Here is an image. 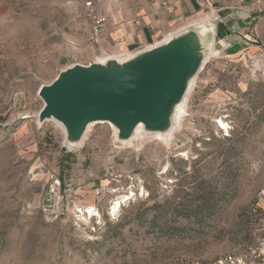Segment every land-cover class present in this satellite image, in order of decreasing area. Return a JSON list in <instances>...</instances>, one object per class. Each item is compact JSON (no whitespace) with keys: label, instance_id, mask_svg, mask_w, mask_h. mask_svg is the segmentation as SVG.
Masks as SVG:
<instances>
[{"label":"rangeland","instance_id":"rangeland-1","mask_svg":"<svg viewBox=\"0 0 264 264\" xmlns=\"http://www.w3.org/2000/svg\"><path fill=\"white\" fill-rule=\"evenodd\" d=\"M87 2L116 14L138 1L0 0V264H215L247 253L264 190V6L239 26L185 30L208 40L163 138L141 129L124 140L93 122L72 146L62 124L40 120L39 89L114 57L107 37L93 40Z\"/></svg>","mask_w":264,"mask_h":264},{"label":"water","instance_id":"water-1","mask_svg":"<svg viewBox=\"0 0 264 264\" xmlns=\"http://www.w3.org/2000/svg\"><path fill=\"white\" fill-rule=\"evenodd\" d=\"M199 28L176 34L169 43L123 64L112 57L106 64H77L62 71L39 89L45 103L40 120L61 123L69 141L80 139L93 122L113 124L124 140L140 123L161 130L203 64L208 37L199 46Z\"/></svg>","mask_w":264,"mask_h":264},{"label":"crops","instance_id":"crops-1","mask_svg":"<svg viewBox=\"0 0 264 264\" xmlns=\"http://www.w3.org/2000/svg\"><path fill=\"white\" fill-rule=\"evenodd\" d=\"M137 1L132 4L128 13H123V10L116 14L107 12L114 16L113 18L119 16L118 18L123 21L115 32L106 35L107 40L113 45L109 52L118 59L127 56L131 58L143 51L151 50L156 44H160L158 42L161 38L185 32L196 25L195 23L208 26V21L218 19L224 25L227 21H232L233 25L239 26L240 22L234 19L246 15L251 10L249 0H174L171 8L162 9L155 14L147 1ZM137 16L141 18V24L134 26L130 20ZM216 25H212L210 30ZM218 25L220 30L223 29L224 25ZM218 37L219 34L211 38L209 36L210 47L215 46ZM113 41H117V44Z\"/></svg>","mask_w":264,"mask_h":264},{"label":"built area","instance_id":"built-area-1","mask_svg":"<svg viewBox=\"0 0 264 264\" xmlns=\"http://www.w3.org/2000/svg\"><path fill=\"white\" fill-rule=\"evenodd\" d=\"M145 1H147L152 7L153 13L157 14L162 9L171 8L174 0ZM249 3V6L254 9L264 6V0H249ZM239 5H241V2H239ZM85 6L88 9V17L92 23L93 40L95 42L105 40L107 37L106 35L112 29L115 30L116 28H119L123 23L120 18L109 17L108 14L95 10L93 2H87ZM130 23L134 26H138L141 24V18L137 16L131 19ZM176 34L178 33H175L172 36H175ZM116 59L120 60L118 58ZM255 212L259 214V218L252 232L254 246L247 253L222 257L217 260L215 264H264V190L262 191V196L255 208Z\"/></svg>","mask_w":264,"mask_h":264},{"label":"bare ground","instance_id":"bare-ground-1","mask_svg":"<svg viewBox=\"0 0 264 264\" xmlns=\"http://www.w3.org/2000/svg\"><path fill=\"white\" fill-rule=\"evenodd\" d=\"M203 34H204L203 31H200V32H199V35H198V44H199V46H201V45L203 44V42H202V41H203ZM172 39H173V36H170V37H169L168 39H166L163 43L158 44V45H156L155 47H159V46H161V45L167 44V43H169ZM155 47H153V48H155ZM132 58H133V57L129 58L127 61H130ZM117 61H118L119 63H121V64L127 62L126 60H121V59H120V60H117ZM97 63L106 64V61H97ZM189 80H190V79H189ZM192 80H193V79H191L190 81H188V86H187L186 92H185V94H184L182 100H181L180 102L176 103V104L173 106V108H172V110H171V113H170V115H169L168 118H167L166 124L164 125V127H163L161 130H150V129L148 130V129L146 128V126H144V124L140 123V124L137 125L136 128L133 130L132 138L135 137V135H137V133H139L141 129H142V131H147L150 135H153L154 137H157V138H158V137H159V138H161V137L163 138V137L165 136V134L169 133V132H170V131H169V130H170V125H171V123L173 122V120L175 119L174 117L178 116V114L182 111V106L185 105L186 102H187V98H188V96H189V93H190V91H191V87H192V85H193V82H194L195 78H194L193 82H192ZM190 82H192V83H190ZM60 124H61V123H60ZM91 124H92V123H90V125H91ZM90 125L87 127V129H86L84 135H83L80 139L70 140L72 146L75 145V144H79L80 142H82V141L87 137V134H88V130H89V128H90ZM63 128H64V130H65V132H66L65 127H63ZM117 131H118V130H117ZM119 206H120V204H117V206L114 207V211H116V210L118 209Z\"/></svg>","mask_w":264,"mask_h":264}]
</instances>
